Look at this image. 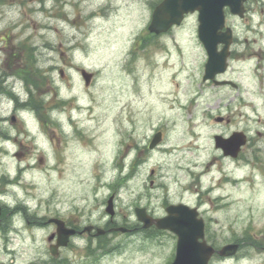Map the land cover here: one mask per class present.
Listing matches in <instances>:
<instances>
[{"label":"rangeland","instance_id":"1","mask_svg":"<svg viewBox=\"0 0 264 264\" xmlns=\"http://www.w3.org/2000/svg\"><path fill=\"white\" fill-rule=\"evenodd\" d=\"M159 1L0 0V73L27 99L22 76L33 72L48 122L25 113L42 139L10 127L19 147L0 140V180H14L4 198L83 228L106 226L114 195L113 224L130 230L109 233L104 248L115 250L105 255L98 238H73L57 258L72 264H168L177 235L142 229L135 208L161 217L179 202L199 207L212 245L244 241L235 256L215 254L211 264H264L257 247H264V58L232 62L218 75L237 87L205 81L198 14L151 36ZM81 68L95 72L90 85ZM13 106L6 99L1 107L10 116ZM236 130L249 142L235 158L216 147L215 135ZM158 131L163 141L150 149ZM54 230L35 231L34 238L25 231L16 249L0 248V264H51L47 237Z\"/></svg>","mask_w":264,"mask_h":264},{"label":"water","instance_id":"2","mask_svg":"<svg viewBox=\"0 0 264 264\" xmlns=\"http://www.w3.org/2000/svg\"><path fill=\"white\" fill-rule=\"evenodd\" d=\"M246 0H163L158 4L152 15L149 25L150 32L161 34L167 32L175 25H180L185 15L189 12H199V37L208 52L204 80L215 79L218 73L225 72L228 67L229 44L231 42V29L226 26L225 8L228 6L231 12L244 16ZM219 44H224L219 50ZM63 74V73H62ZM86 84L90 83L91 74L82 70ZM217 84L226 83L225 81ZM217 120L222 121L219 117ZM162 140V132L156 133L150 143L154 148ZM216 146L222 148L226 155L237 157L241 147L247 142L243 132H234L229 138L221 135L215 136ZM107 212L114 215V196L108 200ZM136 214L143 227L148 228L155 224L159 229H168L178 235L177 254L171 264H210L209 261L215 253L216 248L210 245L205 238V221L199 217L197 207L186 203L170 204L167 206L168 214L161 218H154L144 207H137ZM58 224V242L51 246L54 256L59 254V247L68 245L71 237L76 234L75 228L65 225L62 219H53ZM92 225L85 227L84 231L91 232ZM118 230L126 232V227ZM103 228L97 229V235L105 234ZM50 237V239H52ZM239 249L238 243H230L223 246L218 252L222 256L234 255Z\"/></svg>","mask_w":264,"mask_h":264},{"label":"flooded vegetation","instance_id":"3","mask_svg":"<svg viewBox=\"0 0 264 264\" xmlns=\"http://www.w3.org/2000/svg\"><path fill=\"white\" fill-rule=\"evenodd\" d=\"M246 13L244 17L232 15V37L229 47V62L239 61L245 63L253 56H260L264 58V2L263 0H247L245 2ZM241 25V26H240ZM220 45L219 48H222ZM4 59V58H3ZM7 59L4 61V66L7 64ZM94 77V74L92 78ZM8 77L4 72L0 73V140L6 143L11 138L9 129H15L16 134L26 133V128H29V123L26 121L24 113L22 115L23 101H16L12 114L6 115V111L1 107L9 95V86H6ZM15 85V84H14ZM14 88V87H13ZM36 98V97H35ZM9 110H7L8 112ZM35 110L30 109L31 115L38 117ZM10 112V111H9ZM29 112V113H30ZM41 122V120H39ZM12 145L19 147L18 138H14ZM2 150H7L6 147H1ZM18 154H22L21 151ZM11 180H5L3 185L2 179L0 180V246L6 249H15L23 240L25 231H29L34 236L35 231H41L45 227L57 228L56 223L51 222L52 218H62L67 226L75 227L78 231L81 230L76 222L65 218L58 212L50 213L49 215H42L41 213L33 212L32 208L25 210L22 204H10L5 200V196L10 194L6 186ZM112 224V223H111ZM113 225V224H112ZM112 225L108 229L112 228ZM54 233V232H53ZM94 233V232H93ZM85 235V234H84ZM55 238V237H54ZM55 238L50 244L56 242ZM49 240V237L47 238Z\"/></svg>","mask_w":264,"mask_h":264},{"label":"trees","instance_id":"4","mask_svg":"<svg viewBox=\"0 0 264 264\" xmlns=\"http://www.w3.org/2000/svg\"><path fill=\"white\" fill-rule=\"evenodd\" d=\"M29 56H31V54L29 53L28 54ZM28 70V71H27ZM26 71V73H25V75H23L24 76V78L26 79V81L29 83V82H31V80H30V78H31V72L29 73V68L27 69ZM16 72V71H15ZM17 74H19V75H22L20 72H16ZM34 82V84H36V82L35 81H33ZM107 244V240H106V237H100L99 238V240H98V242H97V245H98V247L101 249V247L103 248V251L104 252H110V251H112L113 250V248H104V245H106ZM66 264H68V263H66Z\"/></svg>","mask_w":264,"mask_h":264},{"label":"bare ground","instance_id":"5","mask_svg":"<svg viewBox=\"0 0 264 264\" xmlns=\"http://www.w3.org/2000/svg\"><path fill=\"white\" fill-rule=\"evenodd\" d=\"M163 97H165V96H163ZM167 97V96H166ZM170 98V97H169ZM26 173V172H25Z\"/></svg>","mask_w":264,"mask_h":264}]
</instances>
